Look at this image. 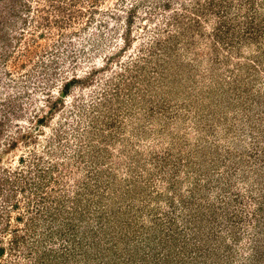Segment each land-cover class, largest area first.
<instances>
[{"label":"rangeland","instance_id":"obj_1","mask_svg":"<svg viewBox=\"0 0 264 264\" xmlns=\"http://www.w3.org/2000/svg\"><path fill=\"white\" fill-rule=\"evenodd\" d=\"M20 1L0 0V113L28 126L80 81L1 161L22 185L35 154L45 199L15 247L9 214L0 264H264V0Z\"/></svg>","mask_w":264,"mask_h":264},{"label":"trees","instance_id":"obj_2","mask_svg":"<svg viewBox=\"0 0 264 264\" xmlns=\"http://www.w3.org/2000/svg\"><path fill=\"white\" fill-rule=\"evenodd\" d=\"M20 0H10L12 7L16 5H21ZM23 3V10H29L30 9V4L27 2H22ZM58 7V6H57ZM63 7H59L60 10H62ZM9 14V13H8ZM10 17H14V13L9 14ZM16 16V15H15ZM25 17V16H21ZM5 18V17H4ZM1 18L0 14V40L3 42V44L8 45L10 39L7 36V28L8 26H14V23H10L9 19H4ZM128 28L124 34V38H122V42L124 44V47H128L131 45L130 41V25L132 23V17L129 15L128 17ZM15 20V19H14ZM17 20V19H16ZM45 20L47 21L48 18L42 16V21ZM44 21V22H45ZM47 23V22H45ZM3 36V37H2ZM22 33H19L17 35V41H19L20 38H22ZM156 44V43H153ZM8 54L3 55L2 58L6 59ZM2 59V60H3ZM14 65V66H13ZM23 65V64H22ZM18 65H16V62L12 64V67L15 68ZM12 68V69H13ZM79 76L73 75L70 79H68L63 87L59 89L57 97H52L50 92L46 93L45 98H46V105H40L37 107V110L32 112V116H29L27 119L30 122V125L22 127V125L18 124V121H16V117L19 115L17 114L23 113L19 111V108L10 101H5L3 103L4 109L0 113V230H5L7 228V225L9 223V214L12 212H16L14 216H11V220L14 219V224L12 223V228L10 229L11 232V247L17 246L19 243L25 242L27 240H30L31 238L28 236H25V233L29 236H35V227L37 225L36 220H37V214L40 211V204L42 200H44V196L42 192L43 186L42 183L35 181L36 177H43L44 172L42 170H39L41 168L38 167L39 164V159L36 157L35 154L30 153V156L32 159V162L30 166L35 167L36 171V177H32L29 181H25L22 185L19 184V182L24 177L26 179V176L23 174L25 172L23 168H14V169H9V167H6L4 165H1V161L6 159L7 153L14 149L17 145L19 144H27L33 141V133L34 129L36 131H42L40 127L38 126H46L47 124L49 125L55 111L57 108L60 107V105L64 104V98L67 96V94L70 91V88L72 84L79 82ZM19 107V105H18ZM21 107V106H20ZM19 115V116H20ZM12 123V125H10ZM25 156L20 154L17 157L18 164H21L24 161ZM54 167V164L52 165ZM48 170V169H47ZM48 171H45L47 173ZM28 180V179H26ZM26 191H30L29 193H26ZM20 192L22 194H26L25 198L22 199V204L21 202L15 198V193ZM31 193V194H30ZM30 195H33L35 198L30 199ZM37 197V198H36ZM25 208L24 212L21 207ZM21 222L22 225H24V234H18L16 233L17 231V223ZM25 240V241H24ZM2 247H0V255H1Z\"/></svg>","mask_w":264,"mask_h":264}]
</instances>
